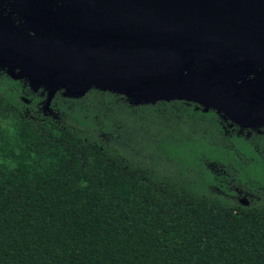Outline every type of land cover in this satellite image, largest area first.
I'll return each mask as SVG.
<instances>
[{"label":"trees","instance_id":"1","mask_svg":"<svg viewBox=\"0 0 264 264\" xmlns=\"http://www.w3.org/2000/svg\"><path fill=\"white\" fill-rule=\"evenodd\" d=\"M40 93L0 70V264H264V132Z\"/></svg>","mask_w":264,"mask_h":264},{"label":"water","instance_id":"2","mask_svg":"<svg viewBox=\"0 0 264 264\" xmlns=\"http://www.w3.org/2000/svg\"><path fill=\"white\" fill-rule=\"evenodd\" d=\"M49 1L65 9L25 16L34 32L0 14V70L46 94V108L62 90L96 88L135 106L196 103L264 130V0Z\"/></svg>","mask_w":264,"mask_h":264},{"label":"flooded vegetation","instance_id":"3","mask_svg":"<svg viewBox=\"0 0 264 264\" xmlns=\"http://www.w3.org/2000/svg\"><path fill=\"white\" fill-rule=\"evenodd\" d=\"M65 5L52 2L49 0H25L24 4L17 0H6L0 6V14L3 16L9 17L13 23L23 29H27L30 32H34L33 29L26 25L25 16L29 15H41L45 10H52L55 12H63ZM39 11L38 14H36ZM35 22V21H34ZM67 29H65L66 31ZM69 33H72V30H68ZM254 77V74H251L243 79L250 80ZM45 96V95H43Z\"/></svg>","mask_w":264,"mask_h":264},{"label":"rangeland","instance_id":"4","mask_svg":"<svg viewBox=\"0 0 264 264\" xmlns=\"http://www.w3.org/2000/svg\"><path fill=\"white\" fill-rule=\"evenodd\" d=\"M38 92H41V90H39ZM41 94V93H40ZM60 94L62 95V96H64L65 94H64V91L62 90L61 92H60ZM42 95V94H41ZM129 104H131V102L127 99V98H125V97H123ZM187 103V102H186ZM132 105V104H131ZM141 112H144V111H142L141 110ZM224 120V119H223ZM243 131V130H242ZM258 132V131H257ZM261 132H264V130L262 129L261 130ZM260 132V133H261Z\"/></svg>","mask_w":264,"mask_h":264}]
</instances>
